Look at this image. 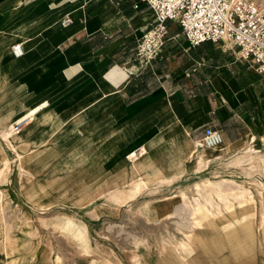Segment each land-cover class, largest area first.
Returning <instances> with one entry per match:
<instances>
[{"label": "rangeland", "instance_id": "rangeland-1", "mask_svg": "<svg viewBox=\"0 0 264 264\" xmlns=\"http://www.w3.org/2000/svg\"><path fill=\"white\" fill-rule=\"evenodd\" d=\"M80 1L64 0L57 6L58 0L33 3L27 17H21L24 7L19 6L18 0H0V18L3 15L9 18L7 24L0 22V143L11 168L0 183V264H264V142L260 139L264 116L251 121L254 132L249 136L250 146L256 151L247 154L239 149L223 153L197 168L189 159L191 149L186 144L192 136L183 135L185 128L178 129L177 122L166 121L151 128L150 113L162 110L166 104L158 101L154 108L151 102L143 109L144 117L128 121L129 112L124 113L119 96H103L104 89L95 81L98 75L92 62L67 75L52 70L59 54L52 51L53 46L45 43L42 35L49 33L46 28L52 26L50 22L73 19L80 13L81 4L88 14L100 9L102 2L84 0L80 4ZM112 1L114 7L108 10L113 7L117 21L130 26L132 31L135 29L137 34L122 44L124 55L120 57H124L127 72H137L133 65L145 64L139 49L144 35L156 27L155 17L140 1ZM110 34L119 37L116 30ZM49 37L63 51L62 39ZM16 42L37 45L39 56L48 63L47 73L22 74L18 65L21 60L12 53ZM184 42L180 27L167 22L161 43L155 41L152 58L170 47L168 60L179 62L187 48ZM79 45L74 42L63 52L69 57L71 49ZM187 49L189 56H207L199 63L201 67L205 65L207 74L214 64L233 72L252 69L248 63H240L237 49L231 48L229 42H205ZM186 81L191 86L193 76L190 74ZM14 85L15 92L11 89ZM30 91L35 94L29 95ZM162 98H167L165 93ZM56 115H63L64 127ZM18 122H22L21 129L14 132L13 126ZM163 127L165 136L159 138ZM145 140L152 143L144 147ZM162 143V150H157L147 170L153 173L154 164L162 163L164 177L172 181L156 180L133 197L129 191L120 195L117 187L130 186L142 173L138 159L143 161L149 149ZM140 147L145 151L133 155L131 161L121 156L124 151ZM221 152L222 149L217 150ZM222 180L235 181L241 188L231 196L233 204L228 202L226 207L213 186L205 184ZM196 185H201L207 194L213 193L222 213L216 217L203 215V227L195 228L194 240L182 248L174 241L183 256L179 259L171 250L166 251L159 239L166 231L180 237L182 228L169 221L164 225L160 222L158 229H154L137 217L136 211L144 203L170 197L175 200L176 212L190 214L191 209L180 205L179 195L186 192L194 196ZM239 194L246 198L242 200ZM116 195L126 201L121 208L115 205ZM132 221L138 223L137 227H150L145 232V244L117 241L110 235L109 229Z\"/></svg>", "mask_w": 264, "mask_h": 264}, {"label": "crops", "instance_id": "crops-1", "mask_svg": "<svg viewBox=\"0 0 264 264\" xmlns=\"http://www.w3.org/2000/svg\"><path fill=\"white\" fill-rule=\"evenodd\" d=\"M39 1L22 0V5L28 8L33 3L40 5L45 0ZM59 1L55 4L56 6L64 0ZM112 3V0H102L100 9L88 12L86 20L79 18L77 24L72 23L69 28L63 27L65 32L61 34L49 30V33L44 35L45 43L53 46L52 51L60 57L56 58V64L52 70L67 75L73 71H79L80 68L92 62L94 72L98 75L97 84L102 90L104 89L103 96L107 98L112 94L118 95L124 113L129 112L128 121L144 117L143 109L151 102L153 107L157 108V103L160 101L166 105L162 110L154 109L150 113L148 118L153 120L151 128L155 129L156 125L165 121L177 122L175 126L178 129L185 128L183 135L192 136V140L197 144L198 139L193 136L199 134L203 126L211 125L220 131L224 144L226 141L231 143L228 154L250 147L249 136L254 132L251 121L256 122L264 116V78L250 66L252 69H244V72L242 70L237 72L228 70V72L225 66L214 64L210 66L212 72L207 74L205 65L201 67L199 64L203 63L207 56H189V50L184 48L185 52L181 54L183 59L179 62L170 61L167 58V54L171 51L170 47H166L162 54L153 58L148 64L139 63L140 67L133 65L138 69L137 72H127V66L123 65L124 57L120 58L124 55L122 44L130 41V36L137 34L135 29L132 31L130 26H123L117 21ZM102 4H105L104 8ZM111 6H113L112 10H108ZM3 11L8 13V10ZM8 19V16L3 15L0 22L7 24ZM79 23H82L81 27L77 28ZM112 30H116L119 37L113 38L110 34ZM51 35L62 39L60 47L63 51L70 44L79 42L80 45L73 47L70 51L74 56L67 57L65 52L54 46L52 38L49 37ZM196 47L189 46V49ZM33 57V62L28 68L21 69V73L29 72L27 76L40 74L43 71L47 73L48 63L45 58L39 56L38 50ZM18 59L21 60L18 64L20 68L25 63V57ZM238 60L240 63H246ZM195 65L198 67L194 68ZM35 66L38 67L30 70ZM146 67L149 69L146 70ZM190 74L194 81L191 86H188L186 80ZM22 83L24 84L25 81ZM164 93L167 98L162 100ZM31 94L35 93L30 91L29 95ZM162 135L165 136L164 127L159 138ZM192 140L189 139L191 144H193ZM143 143L145 147L152 142L148 144L145 140ZM186 145L188 146V143Z\"/></svg>", "mask_w": 264, "mask_h": 264}, {"label": "bare ground", "instance_id": "bare-ground-1", "mask_svg": "<svg viewBox=\"0 0 264 264\" xmlns=\"http://www.w3.org/2000/svg\"><path fill=\"white\" fill-rule=\"evenodd\" d=\"M83 1L84 0H81L80 4ZM18 2H19V5L23 4V2L21 0H18ZM32 8H33V5H31L29 8H27V7L23 8L20 12V16L21 17L27 16L30 13V11L32 10ZM78 9L81 10L80 13L74 15L73 19L67 18L69 20V22L67 24H65L63 21L61 22L60 19H57L55 21H52L53 24H52V22H50L52 26H49L46 29L50 30V32L55 31V32H58L61 34L62 32H65V31H64V28L60 27V25L63 27H68L72 23L77 24L80 17H82L84 20H86L88 17L86 7L81 4L80 8H78ZM26 36H28V35H26ZM42 36L44 39V35H42ZM22 45H23L22 54L18 57H15V58H22L23 56L25 57V63H23V66L20 67L21 69H24V68H28V66L33 62V59H34L33 56L36 53L37 45L30 44V43L22 44ZM186 47L189 48L188 42L186 43ZM37 67L38 66L30 68V70H34ZM95 81H96V83H98L97 78L95 79ZM16 87L17 86H15V85L12 86V88H11L12 91L15 92ZM56 116L59 117L60 121H62L63 127H64L66 125V123H65L66 120H64L63 115H56ZM55 119H57V118H55ZM55 130H59V129H55ZM253 139H255V137ZM260 139L264 142V133L260 137ZM42 140H43V138L40 139V142ZM38 142L39 141L35 142L34 144H36ZM163 142L165 143V140ZM164 143L160 144L159 146H157L155 148L149 149V151L147 152V155L143 158V161H140L138 159V167L142 173L137 177L136 180L135 179L133 180V182L130 186L128 185V186H124V187H117V189L119 190L118 193L120 195L123 192L129 191L131 193L130 194L131 197H133L136 193H138L142 189L148 188L156 180H163L164 179V180H167L169 182L172 181L171 179L164 177L165 176V170L162 167L163 166L162 163L154 164L155 168L153 169V173L149 172L147 170V166L152 165L151 162H153L154 158H156L157 150H159V151L162 150L161 147ZM223 145H224V147H223ZM188 147H189V149H191V152L189 153V159L192 162H194V164L197 168H201L203 166H206L212 159L219 157L221 154L229 153L230 149H231V143L226 141L224 144V140H223V142L219 146L209 147V146L204 145L200 140H198L197 144H194V143L191 144L189 141ZM221 149L223 151L221 153H217V150H221ZM241 150L244 153L250 154V153L256 151V148L250 146V147H246V148H241ZM0 153H1V156H0V183H1L2 178H5L9 174L11 168H10L9 160L4 153V148H3L2 143H0ZM122 155L125 156L128 161H131V159L133 158V155H135V154H134L133 150H130L128 152L124 151V153L121 154V156ZM121 156L119 155V158ZM206 183L213 186V188L218 192L219 198H221L220 200H222V202H224L225 207H226V205H228V202H231L230 201L231 196L237 190L241 189L240 186H238V184L235 181L222 180V181H219L216 183L205 182V184ZM224 194H226V196H224ZM179 196H180V200H181L180 205L183 207H187V208L191 209L190 214H184V213L176 212L174 210V207H175L174 206V202H175L174 198L166 197L164 199L156 200L154 202L144 203L143 206H141L137 209L136 215H137V217L139 216V217L143 218L145 220V222L154 229H158V227L160 226V224H159L160 222H161V224L164 225L165 224L164 222L169 223V221L173 222L175 224V227H179L180 229L182 228L181 230L183 232L180 235V237H177L178 235L176 233H173L171 231H166L165 234L161 235V239H159L160 243L162 244V246L164 247V249L166 251L171 250L175 255L179 256V259H181V258H183V256L177 250V246H176L174 241L177 240L180 247L182 248L187 242L194 240V238H195L194 229L203 227V223H202L203 215H212V216L217 215L220 212V204L215 201V198L213 197V193L207 194L204 191V189L201 187V185H196L194 196L191 197L186 192H181V194ZM238 196H239V198H242V200H243V198L244 199L246 198V195H244V194H239ZM115 198H116L115 199V205H117V207H119V208L123 207L124 203L126 201L124 202V199L119 195H116ZM239 198H238V200L241 201V199H239ZM232 204L233 203L231 202V205ZM241 205H242V203H241ZM220 213H222V212H220ZM137 224L135 221H132L131 224L124 225V226L119 227V228L109 229V233L117 241L118 240L124 241V242L128 241V242H131L137 246L145 244L147 242V239L145 238V232L148 231V229L150 227L147 226L146 227L147 229L146 228L144 229V227L143 228L137 227ZM71 227H73V225ZM166 228H167V226H166ZM78 230L79 229H77V231ZM177 251H178V253H176Z\"/></svg>", "mask_w": 264, "mask_h": 264}, {"label": "built area", "instance_id": "built-area-1", "mask_svg": "<svg viewBox=\"0 0 264 264\" xmlns=\"http://www.w3.org/2000/svg\"><path fill=\"white\" fill-rule=\"evenodd\" d=\"M153 13L156 27L144 35L140 45V55L148 64L155 54V41L161 43L166 33L167 22L176 23L190 47L204 42H230L237 49V58L248 63L264 78V1L258 0H138ZM68 23L67 18H63ZM21 43L12 45L15 57L22 54ZM144 64V65H145ZM22 122L13 126V131L21 129ZM193 138L204 145L217 147L222 142L220 131L211 125L201 128ZM136 155L143 148L134 151Z\"/></svg>", "mask_w": 264, "mask_h": 264}]
</instances>
